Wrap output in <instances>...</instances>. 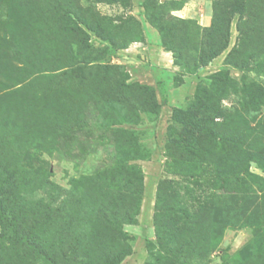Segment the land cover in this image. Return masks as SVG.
I'll return each mask as SVG.
<instances>
[{
  "label": "rangeland",
  "instance_id": "rangeland-1",
  "mask_svg": "<svg viewBox=\"0 0 264 264\" xmlns=\"http://www.w3.org/2000/svg\"><path fill=\"white\" fill-rule=\"evenodd\" d=\"M174 251L264 264V0H0V264Z\"/></svg>",
  "mask_w": 264,
  "mask_h": 264
},
{
  "label": "trees",
  "instance_id": "trees-1",
  "mask_svg": "<svg viewBox=\"0 0 264 264\" xmlns=\"http://www.w3.org/2000/svg\"><path fill=\"white\" fill-rule=\"evenodd\" d=\"M222 183H224V181H222ZM225 187H226V183H225L224 188ZM198 209H199V207H198ZM203 211L205 212V209L201 208V212H203ZM198 212H199V210L197 211V214H198ZM225 212L227 213V208L225 209ZM233 213L237 217H240L242 215L241 210L234 209ZM159 241H160V243H162L163 238L159 237ZM20 244L23 245L26 248L25 250L28 251L29 253H31L36 259H38V260L41 259L43 262L45 261L44 259H46V258H44V256H43L44 250L42 248H40L38 243L31 240L29 237L24 236L23 238H21ZM182 259H183V256L179 255L178 251L169 252V258H166L164 260L163 264H186V259H184V260H182ZM51 264H55V262H52Z\"/></svg>",
  "mask_w": 264,
  "mask_h": 264
}]
</instances>
